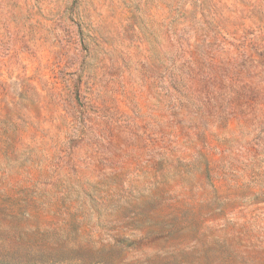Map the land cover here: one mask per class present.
Listing matches in <instances>:
<instances>
[{
	"label": "rangeland",
	"instance_id": "obj_1",
	"mask_svg": "<svg viewBox=\"0 0 264 264\" xmlns=\"http://www.w3.org/2000/svg\"><path fill=\"white\" fill-rule=\"evenodd\" d=\"M0 264H264V0H0Z\"/></svg>",
	"mask_w": 264,
	"mask_h": 264
}]
</instances>
